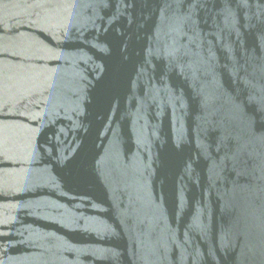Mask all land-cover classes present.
Masks as SVG:
<instances>
[{
  "label": "water",
  "instance_id": "water-1",
  "mask_svg": "<svg viewBox=\"0 0 264 264\" xmlns=\"http://www.w3.org/2000/svg\"><path fill=\"white\" fill-rule=\"evenodd\" d=\"M0 264H264V0H0Z\"/></svg>",
  "mask_w": 264,
  "mask_h": 264
}]
</instances>
